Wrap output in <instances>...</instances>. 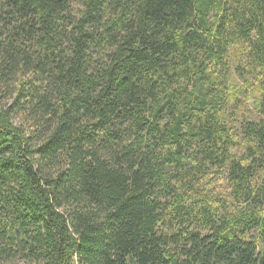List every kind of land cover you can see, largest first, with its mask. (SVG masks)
<instances>
[{
  "label": "trees",
  "instance_id": "obj_1",
  "mask_svg": "<svg viewBox=\"0 0 264 264\" xmlns=\"http://www.w3.org/2000/svg\"><path fill=\"white\" fill-rule=\"evenodd\" d=\"M0 264H264V0H0Z\"/></svg>",
  "mask_w": 264,
  "mask_h": 264
}]
</instances>
